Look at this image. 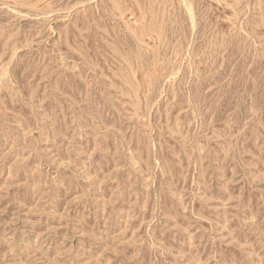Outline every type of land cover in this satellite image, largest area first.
I'll return each instance as SVG.
<instances>
[{"label": "rangeland", "instance_id": "374dc122", "mask_svg": "<svg viewBox=\"0 0 264 264\" xmlns=\"http://www.w3.org/2000/svg\"><path fill=\"white\" fill-rule=\"evenodd\" d=\"M0 264H264V0H0Z\"/></svg>", "mask_w": 264, "mask_h": 264}]
</instances>
